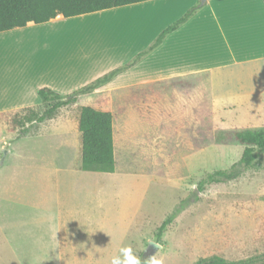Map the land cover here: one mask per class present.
I'll list each match as a JSON object with an SVG mask.
<instances>
[{
    "label": "rangeland",
    "instance_id": "rangeland-1",
    "mask_svg": "<svg viewBox=\"0 0 264 264\" xmlns=\"http://www.w3.org/2000/svg\"><path fill=\"white\" fill-rule=\"evenodd\" d=\"M247 1L210 3L228 23L233 7ZM189 2L154 0L88 14L44 26L49 28L48 39H0V70L16 72L25 63L33 71L62 70L65 81L77 77L75 83L101 75L115 59L139 49L168 20L184 15L191 9L186 7ZM204 2L196 5L204 8ZM158 6L170 10L162 15ZM128 15L133 20L126 19ZM94 17L105 23L88 21ZM56 33L58 39H52ZM20 54L33 59L20 60ZM234 67L218 91L220 99L211 94L210 75L205 73L178 78L191 80L193 87L167 82L80 96L77 104L60 109L43 123L15 126L17 113L0 115V264H110L111 256L127 246L142 263L154 256L159 264H195L214 256L229 264L258 262L264 256V169L197 191L205 175L230 169L242 156L238 143L215 140L219 130L228 137L236 129L264 126V90L253 94L250 74ZM256 85H264V78ZM82 106L113 114L116 171L89 172L87 179L72 186L64 166L78 163L81 169L78 116ZM6 132L26 137L18 140ZM27 151L32 156H24ZM29 164L46 170L29 169ZM59 195L71 199L64 205V217L71 211L80 228V235L65 234L62 261L55 258L62 254L59 249L52 252L51 235L38 232L37 224L31 226L39 220L33 210L41 199ZM170 216L173 225L158 238L160 226ZM7 229L13 244L23 247L16 251L19 262L7 245Z\"/></svg>",
    "mask_w": 264,
    "mask_h": 264
},
{
    "label": "crops",
    "instance_id": "crops-1",
    "mask_svg": "<svg viewBox=\"0 0 264 264\" xmlns=\"http://www.w3.org/2000/svg\"><path fill=\"white\" fill-rule=\"evenodd\" d=\"M237 1L241 2V0ZM198 2L199 0H190L186 7L188 9L190 7L192 8ZM210 2L211 0H205L204 10L202 9L187 24L182 26L173 34L169 35L159 48H157L150 55L146 56L135 67L120 74L112 82L95 92L112 93L117 89L143 84L157 86L154 84L159 82L167 83V81L179 80L178 78L185 79L184 77L208 73L210 75L211 94L215 99H220L218 96H222V93L219 94L218 91L224 88L225 77H227L228 73L233 72L232 69L235 68L234 66H241L240 71L243 74L245 71L250 74L253 84L250 86V89L253 91V94L262 91V89L264 90V85H256L257 81H263L264 78L263 0H253V2L248 0L247 4L240 3V5L234 6V15H232L231 21L228 23H224L219 18L216 9ZM145 3L148 2L140 4ZM158 7L162 8L159 11L162 15H166L165 12L170 10L168 8L165 9L166 6ZM182 16L179 15L164 23L160 30L156 32L151 39H149L146 43H143V45L131 55L115 59V63L109 68L110 70L101 75L95 74L88 78L86 76L83 81L75 83L74 81L77 79V75H75V79H72L74 77H68L65 81L62 70L58 72V70L55 69L47 72L39 67L38 70L33 71L30 70V67L25 63H23L16 72H6L4 70H0V115L16 113L26 108L39 106L41 104V100L37 92L42 88H49L62 95L72 93L90 84L111 70L129 63L135 58V56L150 47L163 30L176 22ZM80 17L83 16L65 18L60 15L56 19L45 24H29L26 27L15 28L10 31L2 32L0 33V39H9L13 42H16L14 39H48L46 37L49 30V28L46 29L47 26L62 25L63 22L68 23L71 22V20ZM75 27L79 29V24H76ZM60 33V39H63V32ZM52 39H58L57 33L55 34V38ZM18 44L21 43L19 42ZM32 56L33 55L20 54V57L18 58L23 61H30L33 59ZM39 59L43 60L44 58L40 57ZM6 133L14 134L9 132ZM14 135L18 140L26 137V135L23 137H19V135L16 134ZM30 152L31 151H27L23 155H29L28 157H30L32 156ZM11 154L12 152L9 151L7 157L9 158ZM64 167L68 168L66 180L72 186H74V182H80L81 180L87 179L89 176L90 171L82 170L81 172L78 163L73 167L68 165H65ZM28 168H36L40 170L43 168L46 170V167L42 165L32 166L29 164ZM70 168H72V170H70ZM55 172H57V170H55ZM60 181L64 182V178L62 177L61 180L60 177ZM10 202L17 203V201ZM70 202L71 199L66 198L63 195L42 198L40 204L36 205L33 210V212L39 213L37 215L39 220L38 222L31 223V226L36 224L39 226L38 232L41 234L44 233L46 236L51 235L50 238L52 239L53 233L49 228L50 223L57 224L58 227L61 228V230L57 233V238L59 240V250L62 252V256H64L63 244L65 241V234L71 232V234L80 235V228L77 226L78 223L74 221L72 212L69 211L66 218L64 217V205L65 203L70 204ZM48 203H50V206ZM69 228H71V231H69ZM22 233L27 234L26 231H23ZM5 237L9 250L13 253L14 259L19 260V255L16 251H22L23 247L17 243L16 245L13 244L10 239L9 230L6 232ZM42 244H47V240L43 241Z\"/></svg>",
    "mask_w": 264,
    "mask_h": 264
},
{
    "label": "trees",
    "instance_id": "trees-1",
    "mask_svg": "<svg viewBox=\"0 0 264 264\" xmlns=\"http://www.w3.org/2000/svg\"><path fill=\"white\" fill-rule=\"evenodd\" d=\"M149 1L154 0H0V33L26 27L29 24H45L60 15L65 18H75ZM202 8L203 5L193 6L180 19L163 30L150 47L135 56L129 63L111 70L73 93L62 95L49 88L38 90L37 94L41 104L16 112L13 124L20 126L33 122L43 123L53 119L60 109L77 104L80 96L94 93L112 82L120 74L135 67L146 56L159 48L169 35L187 24ZM167 82L182 87H193L194 85L189 79ZM164 83L159 82L154 85ZM40 107L47 108L42 113L35 111V109ZM78 130L81 135V170L115 173L116 154L113 114L91 106H82L78 116ZM223 134L219 130L216 133L215 140L221 144H228L231 141L238 143L243 147L242 156L230 169L219 170L213 174L205 175L199 182L197 189L199 193L204 192L209 185L229 182L249 171L264 169V126L256 129H236L232 132V135H227L228 137H223ZM19 137H21L20 134ZM173 223L174 216L168 217L159 228L158 238H162ZM195 264L229 263L222 257L214 256L201 259ZM237 264H264V256L258 262L250 260Z\"/></svg>",
    "mask_w": 264,
    "mask_h": 264
},
{
    "label": "clouds",
    "instance_id": "clouds-1",
    "mask_svg": "<svg viewBox=\"0 0 264 264\" xmlns=\"http://www.w3.org/2000/svg\"><path fill=\"white\" fill-rule=\"evenodd\" d=\"M49 228L50 231H52L53 233V240L55 241V243L52 246V252H56V250L60 248V244L57 241V233L61 230V228H59L57 224H53V223H50ZM93 247L94 249H99L96 248L95 246ZM55 258L57 260H63L65 257L62 256L59 252L55 256ZM110 264H142V261L141 258L134 252L133 248L131 246H127V247H121L119 249V254L111 256ZM144 264H159V260H157L156 257L154 256L150 260L145 261Z\"/></svg>",
    "mask_w": 264,
    "mask_h": 264
},
{
    "label": "bare ground",
    "instance_id": "bare-ground-1",
    "mask_svg": "<svg viewBox=\"0 0 264 264\" xmlns=\"http://www.w3.org/2000/svg\"><path fill=\"white\" fill-rule=\"evenodd\" d=\"M136 14H139V13H135V14H133V15H136ZM133 16H129L128 15V18H126V19H128V20H133ZM98 19H99V17L97 18V17H94V18H91V19H89L88 21H93V23H97L98 25H99V23H105V21H98ZM87 21V20H86ZM141 21V20H140ZM111 22V21H110ZM136 29V28H135ZM110 32V31H109ZM101 40H102V38H101Z\"/></svg>",
    "mask_w": 264,
    "mask_h": 264
}]
</instances>
